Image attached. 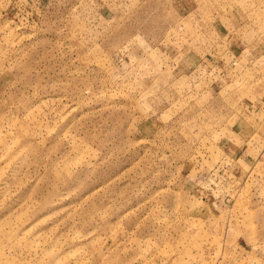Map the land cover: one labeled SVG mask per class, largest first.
<instances>
[{
	"label": "rangeland",
	"instance_id": "1",
	"mask_svg": "<svg viewBox=\"0 0 264 264\" xmlns=\"http://www.w3.org/2000/svg\"><path fill=\"white\" fill-rule=\"evenodd\" d=\"M0 264H264V0H0Z\"/></svg>",
	"mask_w": 264,
	"mask_h": 264
}]
</instances>
